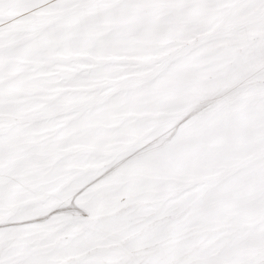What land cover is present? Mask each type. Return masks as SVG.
<instances>
[{
	"label": "snow or ice",
	"instance_id": "snow-or-ice-1",
	"mask_svg": "<svg viewBox=\"0 0 264 264\" xmlns=\"http://www.w3.org/2000/svg\"><path fill=\"white\" fill-rule=\"evenodd\" d=\"M0 264H264V0H0Z\"/></svg>",
	"mask_w": 264,
	"mask_h": 264
}]
</instances>
